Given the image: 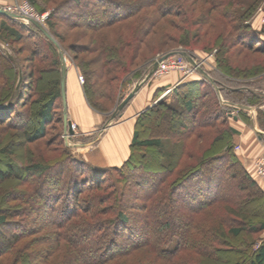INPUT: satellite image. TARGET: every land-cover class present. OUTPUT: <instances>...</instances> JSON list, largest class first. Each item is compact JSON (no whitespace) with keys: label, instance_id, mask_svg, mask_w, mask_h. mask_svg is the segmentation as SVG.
<instances>
[{"label":"trees","instance_id":"obj_1","mask_svg":"<svg viewBox=\"0 0 264 264\" xmlns=\"http://www.w3.org/2000/svg\"><path fill=\"white\" fill-rule=\"evenodd\" d=\"M27 1L39 12L52 9L47 31L55 41L31 22L0 14L3 18L2 35L9 37L14 44L21 40L27 43L23 50L20 45L10 53L0 47V125L9 127L10 113H15L16 126L27 120L33 121L34 128L25 132L24 140L18 145L11 143L13 134L0 133V154L6 156L0 159V186L6 183L27 185L26 188H14L4 196L7 203H0V224L11 220L9 214L12 211L18 210L24 216L31 213L30 207L15 209L8 202L17 198L34 207L37 199L44 205L49 204L48 211L55 216L48 219L57 243L64 241L69 245L70 254L65 255L63 264H219L221 261L231 262L235 254L242 255V258L237 257L234 264H264V237H260L264 231V191L237 158L233 149L236 129L229 124V118L234 116L245 121L250 119L241 110L244 108L235 115L231 113L232 107L224 103L230 101L257 107V121L264 130V93L261 91L220 89L208 71L205 70L215 81V86L195 73L172 89L181 105L180 110L165 100H159L137 116L128 157L120 165L99 166L76 157L71 147L65 145L62 131L53 138L58 155L49 156L40 148H34L35 151L27 149L29 143L47 136V128L52 122H59L61 117L63 120L59 53L71 56V51L63 45L62 40L67 34L58 30V26L69 30L78 28L81 34H90L88 51L95 55L88 63L71 57L84 77L82 90L87 104L107 121L112 114V111L107 113L108 110L112 106L115 109V92L119 86L143 79L157 53H169V46L163 44L165 40L182 46L188 55L194 56L195 46L218 28L213 21L216 17L214 11L203 7L204 16L195 20L198 27L193 30L169 19V16L175 18L188 14V10L193 12L198 8L188 4L198 0H94L103 7H97L99 13L91 14L87 1ZM210 2L220 18L217 20L219 32L212 33L214 41L211 39L207 44L218 43L230 50L241 45L238 49L241 52L244 49L258 51L257 45L253 47L261 42L255 34L258 31L252 30L246 22L255 1L252 0L251 8L246 11L235 9L241 7L244 0ZM67 8L74 13L66 12L69 17L59 14ZM107 9L113 13L107 14ZM161 23L182 33L177 36L163 26L159 27ZM117 24H122L129 35L111 40L106 29ZM229 27L233 30L227 33ZM152 33L158 37L148 41ZM247 35L249 39L244 40ZM35 37L39 39L40 47L33 42ZM155 45L160 48L154 49ZM206 51L211 52L210 49ZM22 52L29 55L21 57ZM142 52L151 54L145 56ZM140 54L143 56L136 64ZM218 54H214L216 68L224 77L230 78V73L222 69L223 62ZM230 67L238 69V74L252 70L243 66ZM253 68L254 71H264L262 63ZM166 89L165 85L157 88L154 96ZM221 90L225 95L222 99ZM206 105L209 106L208 112L205 111L207 116L201 110ZM21 107L25 109L20 111ZM27 107L31 112L28 116L25 115ZM156 113H159L156 125L167 122L178 128L176 132L144 137L147 127L142 122ZM201 139L207 141L205 145H198L197 151L191 142ZM23 149L27 153H23ZM138 158L146 163L138 167L134 164ZM63 171L67 176L62 174ZM147 174L154 180L139 179ZM186 182L191 187L186 186L183 191ZM60 183L64 190L55 193L54 187ZM30 185H33V192L28 189ZM131 191L136 192L138 203L126 199ZM207 210L217 212L215 225L220 226L218 232L214 230L215 225L210 226L203 217ZM161 214L164 218L160 219ZM137 220L141 222L139 227H135ZM24 221L28 223L26 219ZM24 226L19 231V238L26 235ZM8 249L10 246L6 244L3 250L0 249V256L8 253ZM133 252L137 253L136 257H131ZM15 254L16 261L21 260L19 252Z\"/></svg>","mask_w":264,"mask_h":264},{"label":"rangeland","instance_id":"obj_2","mask_svg":"<svg viewBox=\"0 0 264 264\" xmlns=\"http://www.w3.org/2000/svg\"><path fill=\"white\" fill-rule=\"evenodd\" d=\"M16 1L17 0H0V6L2 7L4 5H8L10 3H15ZM81 1L82 2L87 1V3L89 4L88 7H90V9H89L90 14L91 13H99L100 10L97 9V7H103L101 5L102 3L96 4V2L94 0H81ZM205 1H208V3H206ZM205 1L204 0H198L197 2H193V1L191 3L189 2L190 4H188V3L187 4L190 7H197L198 9L194 10L193 12H190L188 10V14L183 13L182 16H180V17L174 18V16L171 15V16H169V19L173 18V19H175V21L181 23L184 27H187L189 29L194 30L198 27V24L196 23V21L198 19H201L204 16L203 13L205 12V9H203V7H210V10L214 11L213 14H216L215 15L216 17H215V19H213V21L216 22V26L218 25L217 27L219 28V22L217 21L218 17L220 18L219 12L215 10V7L210 5L211 0H205ZM253 1H255V2H253V3H255V7H253L251 9V11L248 12L249 17H248L246 22L248 23V25L251 27L252 30L258 31V33L255 32V34L258 35L261 42L253 45V47H255L257 45L256 49L257 50L259 49L258 51L252 52L251 50L244 49V51L241 52L238 50L241 47V45H239V46L235 45L234 48L232 50H230L227 46H224V47L219 46L218 43L214 44V45H212V43L207 44V42L209 43L212 40L214 41L212 33L217 34V32H219L218 28L214 29L212 32H210L209 35H206V37H203L202 43L198 44V46L196 45L195 46L196 48H194V50H193L194 55H197V57L204 60L202 68L205 69L206 71H208V73L215 78V80L217 81L216 83H217L218 87H220V89L230 88V89H234L235 91L236 90L238 91V89H242L243 92L250 90V91H255V92L261 91L262 93H264V71H260V70L254 71L253 70L254 69L253 67L255 65H259L261 63L264 65V0H253ZM251 2H252V0H244L243 5H241V7H235V9L241 10V11L242 10L246 11L247 9L249 10L251 8L249 5ZM102 9H104V8H102ZM35 10L37 11V9H35ZM51 10H52L51 8H48L45 11L50 12ZM45 11H43V12H45ZM37 12H39V11H37ZM66 12H68L70 14L74 13V11L71 8H67L65 10L63 9V11L61 10L59 12V14L60 15H66ZM39 13H42V12H39ZM110 13H113V11L107 9V14H110ZM118 13L121 14V11ZM48 15H49V13H48ZM66 16H68V15H66ZM47 20H48V18H47ZM47 20L45 21V24L43 26L48 30ZM2 23H3V18L0 17V47L5 48V50L8 53H10V50L14 49V47H19L20 45H21L20 49L23 50L25 44L27 45L26 41L21 40L20 43H15V44L12 43L11 40L9 39V37L2 35V33H1V24ZM220 25H222V23ZM160 26H163L164 28L172 31V33H174L177 36L182 33V32H179V30L169 28L168 25H166L164 23L159 24V27ZM221 29H222V27H221ZM58 30H61L64 34L65 33L67 34V36L64 37L65 39L62 40L63 45L71 51L70 52L71 56L76 58V60L78 62H82V63L87 62L88 63L90 61L89 59H91L95 55V53L88 51L89 50V47H88L89 46V36H90L89 33L81 34V31L78 28H75L73 30H69V29L65 28L64 26H58ZM106 30L108 32L106 34L108 37H110L111 40H115L117 37L119 38L122 36H128L129 35V33L125 30V28H123L122 24H117L116 26H111L110 28H108ZM231 30H233V29L229 27L227 33H229ZM157 31H160L159 28H157ZM155 37L157 38L158 36L153 35V33H152L151 35L148 36L147 40L150 41L152 39V41H153V38H155ZM214 37H215V34H214ZM249 37L250 36L247 35L244 38V40H248ZM33 42L37 43L36 45L38 47H40L39 46L40 41L37 37H35L33 39ZM251 42L253 43L254 41L251 40ZM23 43H24V45H22ZM13 44H14V46H13ZM163 44L166 47L169 46V47H167L169 52H172V51L185 52L183 50L182 46L176 45V43L172 42L171 40L169 42H167L165 40V42H163ZM33 46H34V44H33ZM42 47H44V50H45V46L42 45ZM166 47H164V48H166ZM143 48H142V50H143ZM158 48H160V45L154 46V49L158 50ZM197 48H205L206 50L210 49L211 52L209 53L206 50L197 49ZM260 49H263V51ZM164 52H165V50H164ZM185 53H187V52H185ZM208 53L212 54L213 57L208 56L209 55ZM215 53L216 54L219 53L218 56L220 57L221 62H223L222 63L223 64L222 69L227 70L230 73V78L224 77V75H222L220 72H218V70L216 68L217 65L214 62V57H215L214 54ZM142 54H145V56H148L151 53L142 52ZM26 55H29L28 52H22V54L20 56L24 57ZM176 55H178V54H176ZM71 56L68 53H65V58H66L67 62L70 64V68L71 69L75 68L77 70V77H78V75L80 73L76 67L75 61L73 60V58ZM141 56H143V55L140 54V56L137 58L136 64L140 63ZM161 56L162 55L160 53H157V56L153 60L155 61L157 57H161ZM230 65H232V67L233 66L234 67L235 66H243L245 68L248 67V69H252V70H247L245 72L240 71V73L238 74V69L233 70V68H231ZM36 66H37V64H36ZM196 73H198V72H196ZM166 75L168 77H170V75H173V76L176 75L178 77V82H181V81L188 79V78H186V79L182 80L181 75L179 73L177 74V73L171 72V73L166 74ZM161 77H163V75H159V76L154 75L153 79H155V80L163 79ZM78 81H79V79H78ZM149 81H150L149 84H153L155 82L154 80H151V79ZM137 82H138V80L135 81L134 83L133 82L129 83L126 86H121V85L119 86L120 90L117 89V91L115 92V101L117 100V102L115 103L114 108L133 89L134 84ZM79 83H81V82L79 81ZM83 83H84V81H83ZM83 83H81V84H83ZM214 83H215V81H214ZM208 90H210V89L208 88ZM223 91L221 93L222 96L220 95L221 99L224 98V96H225ZM235 94H238V92H236ZM166 95L167 96L161 98L160 100H165L166 103H169V104L173 105V107H176L177 109L180 110L181 105L179 103H177V97L173 96L172 92L170 94H166ZM157 97H160V96H158V95L156 97L153 96V98L150 101V104L153 105V103H154V101H156ZM205 98L206 97H203V99H205ZM197 99L201 101L200 98H197ZM235 104H236V106H234V107H238V108L240 106H244V105H241V103H235ZM109 105L112 106L111 104H109ZM112 107L108 110L107 113H109L110 111H112V112L114 111V109H112ZM20 109H21L20 111H22V109H25V107L24 108L21 107ZM208 109H209L208 105L201 108V110L203 111L204 114H205V111L208 112ZM29 113H31V112L29 111V107H27L25 115L28 116ZM59 113H60V110L57 111L58 115H59ZM15 115H16L15 113H10L11 118L7 122V125L9 127L10 126L12 128L14 127L13 129L9 128V127L6 128V127H4V125H0V133H1V131H3V133H4V131H6L9 134H13V137L9 136V139L11 137L12 145L13 144L14 145L20 144V141L24 140L23 135L25 134V132L34 130L33 121L27 122V120H26L23 125L16 126L17 125L16 124L17 117ZM157 115H159V113L148 116L143 120L142 123H144V127H147L146 133L144 134L145 135L144 137H152V136H155L157 134H162L163 132L164 133L168 132L169 134H171V133H175L176 130L178 129V128H176V126H174V125L172 126L171 124H169L167 122H165L164 124H161V125H156V116ZM205 115L207 116V114H205ZM110 116H109V118H110ZM104 118L106 119V117H104ZM120 119L121 118L118 115L113 120L112 124L114 122L119 121ZM61 120H62V117H61ZM61 120H59V122H57V121L52 122L50 124V126H48V128H47V131H48L47 136H45L44 138H42L38 141H35L33 143H29L27 145V149H29V150L33 149L35 151L34 148H37V149L40 148L42 153L47 154L49 156L50 155H52V156L58 155V154H56L57 144H53V138L57 135L58 132H61V131H62L61 134L63 137V120L62 121ZM71 122H72V120H71ZM105 122H106V120H105ZM72 123H74V122H72ZM102 124H104V122ZM75 125H76V123H75ZM98 128L101 129L102 127L100 126ZM92 134H91V136H81V135L79 136L78 134L75 133V136H73V141H71V142H74V143H77V141L85 142V141L91 140L92 138H95L96 135H98V134H96V135H92ZM0 137H1V134H0ZM207 140H205V139L195 140V141H192L191 143L192 144L194 143V145H192V146H194L195 150L198 151V147L202 144L205 145ZM170 146L171 145L168 144L169 148H170ZM89 147L90 146L77 148L75 146H71V152L73 153V155H75L76 157H79V158H85V157H82V154H84V153H90L91 156H94V154L97 152V149L93 148L90 150ZM233 149H235V148H233ZM23 151H25L23 153H27L26 149H23ZM5 157H6L5 155L0 154V159H4ZM23 157H25V156L23 155ZM27 157H29V156H27ZM23 162L27 163L26 160H23ZM145 163H146L145 160L140 159V158H138L134 161V164H136L138 167H140L141 165H143ZM132 172L133 171H131V173ZM62 174L67 176L66 171H63ZM52 177H55V175H52ZM81 177H82V175H81ZM151 178H152L151 175L147 174L144 177H140L139 179H144L143 181H145V179H147L149 182L150 180L151 181L154 180V178L153 179H151ZM191 179H192V183H194L195 180H193V178H191ZM26 186H19V184L14 185L12 183L11 184L6 183L4 185H1L0 186V198L3 197V199L1 200L0 203L1 204L7 203V202H4L5 201L4 196H6L10 190H13L14 188H18V187L26 188ZM186 186H190L189 182H186L185 184H183V191L186 190ZM29 187L30 188H28V189H30L33 192V190H32L33 185H30ZM63 190H64V187H63L62 183H60L59 185L54 187L55 193H61ZM181 192H182V190H181ZM16 197H17V194H16ZM135 197H136V192L131 191V193L127 194L126 199L130 202L138 203L136 201ZM13 198H15V196ZM8 203H9V206L11 205L15 209L16 208L19 209V207H30L32 209L30 210L31 213L29 216L22 215L20 212H17L18 210L12 211L9 214L11 220H8V222H6L4 224H0V249L3 250L5 248L6 244H8L10 246V249L6 250V252H8V253H4L3 255L0 256V264H63V262L65 263V260H64L65 255H67V253L70 251L69 245L65 244L64 241H61L60 242L61 244H58L57 241L55 240L56 238H54L55 232H54L52 225L48 219L49 217H53V214L49 213V211H48V209H49L48 205L49 204L44 205L41 200L37 201V199H36L35 205L33 207L30 204L23 203L22 200H19L17 198L15 200L8 202ZM53 205H54V203H53ZM56 205L58 207H60L61 203H56ZM14 214H16V215L14 216ZM216 214H217V212H216ZM216 214L213 213V211H211V210H207L205 213H203V215H204L203 217L206 219V221L208 222V224L210 226L215 225ZM162 215L163 214L159 215L160 219L164 218ZM24 219H26L28 221V223H25ZM134 223H135V227H139L141 224V222L139 220L135 221ZM41 225H42V227H40ZM22 226H24V228H25L26 235L23 236L22 238H19V233H20L19 231H20ZM218 229H220V226H218L216 224L214 230H216L218 232L219 231ZM260 237H264V231L260 233ZM119 240L122 241L121 238ZM238 243H239V241H238ZM16 252L17 253L19 252L20 257H18V258H20L21 260L16 261V259L14 258L15 257L14 255H16L15 254ZM135 252H137V251H135ZM135 252L131 253V257H136L137 253H135ZM69 254H70V252H69ZM17 256H18V254H17ZM241 256L242 255L237 256V254H235L234 260H232L231 262L225 263V261H223V262L221 261L219 264H234L237 257H239L241 259L242 258Z\"/></svg>","mask_w":264,"mask_h":264},{"label":"crops","instance_id":"obj_3","mask_svg":"<svg viewBox=\"0 0 264 264\" xmlns=\"http://www.w3.org/2000/svg\"><path fill=\"white\" fill-rule=\"evenodd\" d=\"M66 66L68 117L74 124L76 123V131L79 136H91L92 133V135H96L100 130L98 127L102 126L105 118L87 104L83 95L82 84L78 81L77 70L75 68L71 69L67 60ZM161 78L163 79L155 80L152 76L150 79L155 81H153V84H149L150 79L145 82L138 93L128 103L124 111L119 115L121 119L114 122L104 132L100 140L89 147L90 150L93 148L97 149L94 156L89 157V153H84L86 156L82 154V157H85L92 164L99 166L120 165L128 157L129 145L135 128L136 118L144 109L152 106L150 101L156 89L165 85L166 88L171 89L167 93L170 94L174 86L180 83L176 75H170V77L166 75ZM143 79L138 80V82ZM163 93L159 95L160 97H157L153 104L167 96L166 94L163 95ZM224 102L232 107L233 114L236 115L238 113L239 108L234 107L236 106L235 103L233 104L230 101ZM247 106L251 107V109L241 110L244 111V115L249 117L250 121H245L240 116L229 118V124L236 129V133L233 135L234 147L236 145L239 146V149H234V152L246 171L257 181L259 187L264 191V180L256 177L254 166L255 160L262 154L261 138L264 136V130L257 121V107Z\"/></svg>","mask_w":264,"mask_h":264},{"label":"water","instance_id":"obj_4","mask_svg":"<svg viewBox=\"0 0 264 264\" xmlns=\"http://www.w3.org/2000/svg\"><path fill=\"white\" fill-rule=\"evenodd\" d=\"M0 14H5V15H10L14 17H19L16 14H12L7 12L4 8L0 6ZM31 23L35 24L37 27L41 29V31L51 40L55 41V39L49 34L47 29L40 23L31 20ZM182 55L186 57V59L195 66V63L193 59L185 52L181 51H172L167 54L162 55L161 57L158 58V60H155L150 71L147 73V75L144 77V79L140 82H137L133 89L120 101V103L115 107L114 111L112 112L110 118L103 124L102 128L100 129L98 135L85 142H80L77 141V143L71 142L73 141V138L70 136L74 133L71 127V120L68 117V111H67V101H66V71H67V66H66V58L65 54L63 52L59 53V61H60V67H61V77H60V94H61V99H62V105H63V138L65 141V145L67 146H75L77 148L80 147H87L95 144L100 140L104 132L112 125L113 120L117 117L118 112L121 111L132 99L133 97L138 93L142 85L147 82L155 72V70L158 67V63L161 62L162 60L166 59L167 57L171 55ZM198 72L203 75L212 85L215 86V83L212 79V77L203 69V68H197ZM21 79V77H20ZM217 93H219V89H217ZM226 103V102H224ZM227 104V103H226ZM239 108H244V109H251L249 106H240ZM72 143V144H71Z\"/></svg>","mask_w":264,"mask_h":264},{"label":"built area","instance_id":"obj_5","mask_svg":"<svg viewBox=\"0 0 264 264\" xmlns=\"http://www.w3.org/2000/svg\"><path fill=\"white\" fill-rule=\"evenodd\" d=\"M7 12L16 14L21 18L24 22L28 23L31 20H34L42 25L45 24V21L48 18L49 11H45L42 13H39L35 10V8L26 0H17L15 3H10L8 5L2 6ZM190 56V55H189ZM208 56H212V54H209ZM195 66L192 65L186 57L182 55H171L167 57L166 59L162 60L158 63V67L153 73V75H166L171 72H177L181 75V79L184 80L186 78H189L193 76L196 72H198L197 68H202L204 60L197 57V55L190 56ZM159 57L156 58L158 60ZM78 79L81 83H83L84 78L81 74L78 75ZM171 89H167L164 91L163 95L170 92ZM238 108V107H235ZM233 114V111H231ZM71 127L74 133L70 135L72 138L75 136L76 132V126L74 123L71 122ZM72 144V143H71ZM261 145H262V154L257 157V159L254 162L255 166V173L256 177L258 179L264 180V136L261 138ZM235 150L239 149V146L236 145Z\"/></svg>","mask_w":264,"mask_h":264}]
</instances>
